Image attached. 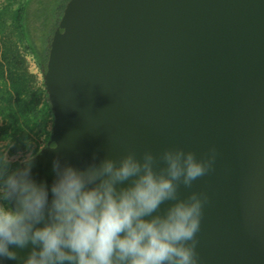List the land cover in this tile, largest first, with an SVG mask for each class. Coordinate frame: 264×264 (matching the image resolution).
Returning a JSON list of instances; mask_svg holds the SVG:
<instances>
[{
    "label": "water",
    "instance_id": "1",
    "mask_svg": "<svg viewBox=\"0 0 264 264\" xmlns=\"http://www.w3.org/2000/svg\"><path fill=\"white\" fill-rule=\"evenodd\" d=\"M43 82L53 123L38 182L52 183L57 156L83 168L215 148L213 168L179 188L208 197L200 264H264V0H68Z\"/></svg>",
    "mask_w": 264,
    "mask_h": 264
},
{
    "label": "clouds",
    "instance_id": "2",
    "mask_svg": "<svg viewBox=\"0 0 264 264\" xmlns=\"http://www.w3.org/2000/svg\"><path fill=\"white\" fill-rule=\"evenodd\" d=\"M215 159V148L203 159L170 148L159 157H93L79 168L57 156L49 185L33 177L31 153L15 167L0 155V264H200L196 234L208 197L181 198L179 188H191Z\"/></svg>",
    "mask_w": 264,
    "mask_h": 264
},
{
    "label": "trees",
    "instance_id": "3",
    "mask_svg": "<svg viewBox=\"0 0 264 264\" xmlns=\"http://www.w3.org/2000/svg\"><path fill=\"white\" fill-rule=\"evenodd\" d=\"M32 1L19 3L11 12L9 25L4 18L7 10H0V155L7 153L9 157L24 153L34 145L33 155L37 154L49 139L53 123L44 82L37 84L36 75L29 70L20 44L34 58L43 74L49 43L58 21L52 28H46L47 38H43V22L30 19ZM37 1L36 8L39 9L44 1ZM67 1H62L63 7ZM18 164L20 162H11L12 167Z\"/></svg>",
    "mask_w": 264,
    "mask_h": 264
},
{
    "label": "rangeland",
    "instance_id": "4",
    "mask_svg": "<svg viewBox=\"0 0 264 264\" xmlns=\"http://www.w3.org/2000/svg\"><path fill=\"white\" fill-rule=\"evenodd\" d=\"M23 0H0V10H7V12L4 15V18L6 19V23L9 25L11 22L10 15L11 12L17 8L19 3ZM43 6L37 9L36 7L38 6V1L33 0L30 3V19L31 21H35V19L43 22L44 24V33L42 35L43 38L46 36V28L48 29L52 28L55 24V22L59 21L58 20V14H60V9L62 6V1L63 0H43ZM11 3V5H10ZM63 10V8H62ZM9 31V30H8ZM45 34V35H44ZM11 38H14L13 35H11ZM47 38V36H46ZM15 39V38H14ZM21 51L24 53L25 58H26V63L29 68V70L36 75L37 78V84L41 85L43 81V74L40 72L34 58L26 53L24 47L22 44H20ZM3 145V144H2ZM35 145L29 149L28 151L24 153H20L16 156L9 157L11 162H21L26 155L29 153L32 154L33 156V150H34Z\"/></svg>",
    "mask_w": 264,
    "mask_h": 264
}]
</instances>
